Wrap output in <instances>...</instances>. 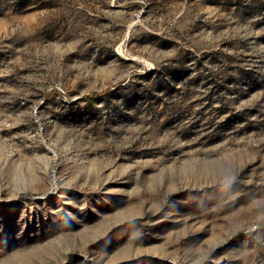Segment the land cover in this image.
Masks as SVG:
<instances>
[{"label":"rangeland","instance_id":"1","mask_svg":"<svg viewBox=\"0 0 264 264\" xmlns=\"http://www.w3.org/2000/svg\"><path fill=\"white\" fill-rule=\"evenodd\" d=\"M0 264H264V0H0Z\"/></svg>","mask_w":264,"mask_h":264}]
</instances>
